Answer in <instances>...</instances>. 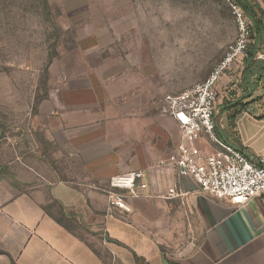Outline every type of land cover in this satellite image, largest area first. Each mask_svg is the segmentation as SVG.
<instances>
[{"label": "crops", "instance_id": "0c3cea01", "mask_svg": "<svg viewBox=\"0 0 264 264\" xmlns=\"http://www.w3.org/2000/svg\"><path fill=\"white\" fill-rule=\"evenodd\" d=\"M260 15L261 28H253L246 57L220 81L214 114L216 137L252 160L264 155V4ZM58 102L67 115L59 124L67 127L82 184L56 181L35 142L26 143L31 148L15 147L0 135V264H101L90 240L58 223L48 211L51 205L127 264H264V196L236 205L201 192L175 167L162 164L181 142L175 118L159 124L155 118L137 117L132 112L137 103H115L132 106L115 117L120 123L116 142L91 157L86 123L78 115L91 107L107 108V102L93 85L69 86ZM191 146L207 154L215 150L204 137ZM132 171L143 173L146 189L128 201L132 220L127 223L126 212L107 209L102 193L111 177ZM106 235L120 245L102 243ZM172 238L191 240L174 248L169 258L160 248L173 246Z\"/></svg>", "mask_w": 264, "mask_h": 264}, {"label": "rangeland", "instance_id": "374dc122", "mask_svg": "<svg viewBox=\"0 0 264 264\" xmlns=\"http://www.w3.org/2000/svg\"><path fill=\"white\" fill-rule=\"evenodd\" d=\"M230 1L0 0V135L15 147L31 148L26 143L35 142L56 181L82 184L66 140L67 127L59 124L67 120L59 93L69 86L93 85L107 102V108L91 107L78 115L86 123L91 157L116 142L114 130L120 123L115 117L132 106L115 103H137L132 109L137 117L166 124L173 117L167 96L203 82L234 43L238 24ZM244 1L261 20L264 0ZM170 127L175 135V127ZM47 133L54 135L51 141ZM106 190L108 185L105 196ZM48 211L90 240L101 264H127L99 247L90 238L92 232L63 217L56 206ZM124 215L131 223L130 213ZM172 239L173 246L160 248L169 258L174 248L191 240ZM101 241L120 245L107 235Z\"/></svg>", "mask_w": 264, "mask_h": 264}, {"label": "built area", "instance_id": "2783aa9c", "mask_svg": "<svg viewBox=\"0 0 264 264\" xmlns=\"http://www.w3.org/2000/svg\"><path fill=\"white\" fill-rule=\"evenodd\" d=\"M230 8L238 24V34L221 61L201 83L176 96H167L171 115L181 130V142L162 162L177 169L180 176L190 178L201 192L217 199L242 205L254 197L264 196V155L256 160L233 148L215 133V102L220 81L246 57L252 41V29L244 10L230 1ZM264 82V71L262 73ZM204 137L215 146L207 154L191 146ZM143 173L132 171L111 177L106 190L107 207L128 213V199L142 197L146 189Z\"/></svg>", "mask_w": 264, "mask_h": 264}, {"label": "trees", "instance_id": "16d2710c", "mask_svg": "<svg viewBox=\"0 0 264 264\" xmlns=\"http://www.w3.org/2000/svg\"><path fill=\"white\" fill-rule=\"evenodd\" d=\"M232 1L234 3H236L237 5H239L244 10L245 15L252 20L254 25H252L251 28L256 27L257 30H259V28H261V22L259 21V19H257L255 13L253 12V10L251 8H249V6L246 4V2L244 0H232ZM57 221L61 225H64L60 220H57Z\"/></svg>", "mask_w": 264, "mask_h": 264}]
</instances>
